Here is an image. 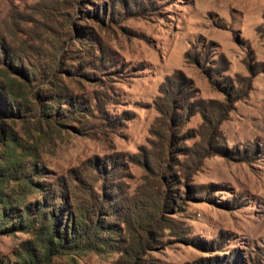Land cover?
<instances>
[{"label": "rangeland", "instance_id": "374dc122", "mask_svg": "<svg viewBox=\"0 0 264 264\" xmlns=\"http://www.w3.org/2000/svg\"><path fill=\"white\" fill-rule=\"evenodd\" d=\"M0 83L16 95L0 158L31 180L0 183V264L44 260L35 204L74 174L72 213L106 181L120 230L45 264H119L130 246L143 264H264V0H0ZM201 101L233 108L207 105L202 130Z\"/></svg>", "mask_w": 264, "mask_h": 264}, {"label": "trees", "instance_id": "16d2710c", "mask_svg": "<svg viewBox=\"0 0 264 264\" xmlns=\"http://www.w3.org/2000/svg\"><path fill=\"white\" fill-rule=\"evenodd\" d=\"M3 56L6 63H8L10 67H14L13 64L16 63V61L20 60V58L15 57V55L11 54L10 52L4 51V49ZM22 78H24V80H27V77L23 75V73ZM22 84L25 85V83ZM15 96L16 95L13 93L11 87H3L0 83V133H2L4 127L3 120L7 116L12 115L11 112H8L7 107L9 102L13 103V101L16 100ZM57 102H59V99H54L53 105H56ZM199 105L203 106L201 115L204 123H206V125L200 127L202 130H205L207 126L212 125V120L209 116V113H205L204 110L207 105L209 107L212 105H219L220 107H223L224 110H227V112H229L233 108L232 101H227V103L225 104H220L216 101H209L207 103L201 101L199 102ZM213 141L214 137L212 138L211 145H213ZM5 143L6 149L4 150V154L9 155L8 152H12V147H14L15 144L10 136L6 137ZM201 146L203 145H201L200 143H196L194 145V147H196L194 153L198 151L197 149H199ZM208 150L209 152L207 153V155H204L202 158L211 156L212 154L221 157H227L228 150L226 148L221 147L216 151L211 146ZM0 162L2 164V168L0 169V183L5 181V179L16 180V178H18L24 181V183L31 184L30 179L21 177L22 173H19V171L14 170L11 167L13 165L20 164V160L18 158L13 159L12 161H7L6 159L4 160L0 158ZM34 171H36V169H34ZM17 174L18 176H16ZM169 174L171 175V173L163 174L167 182L170 180ZM76 175L77 174H74V176ZM74 176L71 177V183H67V181L60 178L57 180L56 189H51V191H46V189L42 190L43 204H35L36 206H38L34 209L36 213L35 218L40 219L41 222L39 229L40 235L42 236L43 240H45L44 250L46 252L44 260L40 261L37 264L48 263L51 261L53 256H60L67 253L79 252L83 250H101V246H106L107 241L111 240L113 234H115L118 229L120 230V226L116 227L113 222L108 220L109 218H117L118 211L114 207V201L111 200V197L113 195L109 190H111L110 187H112V185L108 184L106 181L103 182L102 193L98 196L96 201L92 205L90 204L89 207H85V210L88 211H85L84 213V211L81 210L80 214L79 212L72 213L70 201V184H73V180L75 178ZM88 192H92V189H89ZM167 192L168 193L165 196L166 202L170 194L169 190ZM50 196L53 197L54 200H61V203H63L59 208V213L57 215H54L53 213L51 214V225L47 223L44 224V213H42L43 207L47 204L48 198H50ZM1 207L0 226H4L7 213H10L11 211V204L9 202L4 203L3 201L1 203ZM52 209L55 210V208ZM25 214L27 216V219L23 221L21 218H19L18 227L26 228L27 226H33L35 223H37L36 219L29 221L28 214ZM60 220L62 221L60 222ZM156 221L157 223L155 229L159 230V224L164 223L162 219H157ZM122 223L127 229H130L133 226L130 218L125 219L124 221H122ZM152 232L153 231L151 230L150 233ZM144 249L146 248L144 247L142 250ZM137 250L138 249H136L135 246H130V248L123 247L121 249L123 258L121 259L119 264H143V262L140 261L141 258L138 255L139 253H136ZM29 262L32 264V258L29 259ZM24 264H27V262H25Z\"/></svg>", "mask_w": 264, "mask_h": 264}]
</instances>
